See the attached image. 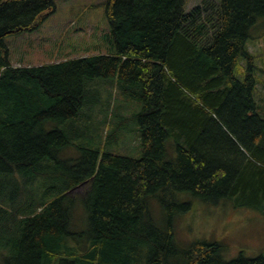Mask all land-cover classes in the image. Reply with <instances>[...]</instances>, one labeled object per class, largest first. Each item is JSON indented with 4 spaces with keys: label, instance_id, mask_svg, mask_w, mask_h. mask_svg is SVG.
Segmentation results:
<instances>
[{
    "label": "trees",
    "instance_id": "16d2710c",
    "mask_svg": "<svg viewBox=\"0 0 264 264\" xmlns=\"http://www.w3.org/2000/svg\"><path fill=\"white\" fill-rule=\"evenodd\" d=\"M186 5L106 0L108 52L14 67L4 40L38 28L54 0H0V264H264L175 240L173 216L190 209L181 193L236 198L264 217V105L247 47L264 0ZM109 79L141 105V156L65 155L86 99L97 102L92 83ZM103 128L101 139L113 131ZM151 200L167 214L162 225Z\"/></svg>",
    "mask_w": 264,
    "mask_h": 264
},
{
    "label": "rangeland",
    "instance_id": "374dc122",
    "mask_svg": "<svg viewBox=\"0 0 264 264\" xmlns=\"http://www.w3.org/2000/svg\"><path fill=\"white\" fill-rule=\"evenodd\" d=\"M106 0H54V12L50 13L38 28L31 32L12 35L4 40L9 61L16 66H38L67 59L78 58L109 51L103 41L108 32L105 18ZM200 0H186V10L193 9ZM247 47L255 59L257 80L256 103L262 100L264 105V23L251 30ZM244 62L237 73L242 79ZM91 91L98 93L94 102L88 98L83 108V124L80 133L72 141L73 146L65 153L78 159L82 149L98 150L112 155L139 158L141 139L138 122L135 118L140 110L139 102H130L119 92L116 83L96 80ZM264 116V108L261 107ZM109 110V112H108ZM109 124L103 126L113 130L108 138L101 139L103 120ZM90 122V125L88 126ZM87 127V128H85ZM95 128V131L91 129ZM89 129V130H88ZM104 129V128H103ZM102 132H108L107 129ZM51 188L50 182L42 184V189ZM76 188L72 193L79 194ZM81 195V194H79ZM78 195V196H79ZM176 202L190 204L185 212H176L173 216L175 240L182 249L198 244L218 243L223 246V258L227 261L239 256L245 258L264 257V217L254 209L237 207L236 198L213 203L202 201L191 194H178ZM154 221L162 225L167 214L160 206L152 202ZM78 207V199L76 201Z\"/></svg>",
    "mask_w": 264,
    "mask_h": 264
},
{
    "label": "bare ground",
    "instance_id": "6f19581e",
    "mask_svg": "<svg viewBox=\"0 0 264 264\" xmlns=\"http://www.w3.org/2000/svg\"><path fill=\"white\" fill-rule=\"evenodd\" d=\"M12 65V64H11ZM12 66H14V65H12ZM21 66V65H20ZM17 67V66H16Z\"/></svg>",
    "mask_w": 264,
    "mask_h": 264
}]
</instances>
